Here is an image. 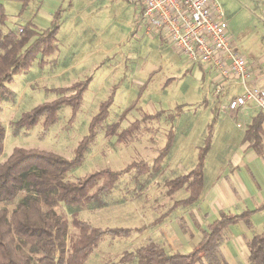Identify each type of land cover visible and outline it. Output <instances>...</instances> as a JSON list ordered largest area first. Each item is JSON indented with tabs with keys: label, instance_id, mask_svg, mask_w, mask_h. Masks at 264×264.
Masks as SVG:
<instances>
[{
	"label": "rangeland",
	"instance_id": "374dc122",
	"mask_svg": "<svg viewBox=\"0 0 264 264\" xmlns=\"http://www.w3.org/2000/svg\"><path fill=\"white\" fill-rule=\"evenodd\" d=\"M217 2L226 14L235 51L248 62L262 57L264 8L259 0ZM20 6L15 2L8 5V13L12 16L8 27L12 29H18L20 25L23 29L34 18L32 10H25L24 14H20L22 9ZM68 6L65 3L58 9L59 22H64ZM124 6L129 11L133 9L128 2H125ZM99 15H102L101 18ZM97 16L95 21L100 22L95 25V21L88 18L87 25L85 24L83 28L84 33L80 35L83 41L79 42L80 49L86 58L83 67L74 71L68 69L71 57L67 56L69 51H65L64 48L76 36L73 38L74 34L64 33L63 28L62 33L57 36L58 50L54 55L44 59L39 56L28 71L15 77L9 86L15 96L3 103L0 113V119L6 127L4 152L0 161L5 160L15 147L52 151L65 159H71L78 141L88 134L92 118L97 114L101 103L111 95L115 86L118 88L109 116L104 124L96 129L95 142L85 156L84 163L68 174V180L75 182L92 171L106 168L119 171L139 162L152 165L159 149L164 147L167 135L173 130L175 145L160 175L146 174L136 178V171L132 170L121 177L110 194L105 195L103 208L77 209L79 218L95 227L129 228L133 231L127 237L105 235L86 262L120 264L119 260L124 252L135 251L148 242V231L139 230L149 227L153 232L157 231L156 220L172 210L176 200L186 197L184 189L178 191L173 198L169 197L166 194V181L186 174L194 167L198 148L203 143L208 124L216 120L212 149L206 159V184L211 183L216 174L222 172L227 160H234L236 152L233 149L241 143L246 126L234 121L239 116V110L229 112L224 108L234 93L232 88H228L223 91L225 93L222 92L215 98L216 73L199 66L192 70L188 69L187 57L179 54L168 44L161 45L159 41L152 42L147 39L140 41V44L134 39V34L121 40L128 31L125 29L128 16L111 18V23L108 18H104L106 10ZM115 45H117L115 53L95 70L96 65L105 58L104 55L94 52L95 49L113 48ZM130 51L135 54L129 56L127 53ZM92 53L94 55L87 57ZM124 53L127 56H123ZM88 77L92 80L75 114L71 106L65 105L59 109L57 121L47 130L38 125L31 130L16 131L11 126V122L17 120L22 113L44 102H53L74 93L54 89L71 87ZM134 77L145 80L146 88L142 90L143 92L131 87V79ZM155 113H161L157 120L140 121L145 114ZM136 122H140L139 129L125 143H117L116 135H106L105 130L108 126L119 123L121 131ZM236 124L238 125L235 126ZM25 195L26 192L21 191L13 201L0 202V209L8 210L10 215ZM75 210L63 204L56 208L69 223V235L77 232L71 225V215ZM186 211V208L174 210L179 216ZM182 221L183 219H180V222ZM261 231L258 228L254 234ZM17 244L21 254H32L30 245L20 240Z\"/></svg>",
	"mask_w": 264,
	"mask_h": 264
},
{
	"label": "trees",
	"instance_id": "16d2710c",
	"mask_svg": "<svg viewBox=\"0 0 264 264\" xmlns=\"http://www.w3.org/2000/svg\"><path fill=\"white\" fill-rule=\"evenodd\" d=\"M30 1L22 0L20 14L25 12ZM9 21L6 8L0 2V113L3 103L15 96L9 87L15 77L28 71L39 56L44 59L58 50L59 12L54 15L51 26L47 29H39L30 22L20 33V28L8 27ZM91 80L92 78L88 77L71 87L54 89L74 93L53 102H44L22 113L17 120L11 122V126L16 131L31 130L38 125L47 130L57 121L58 111L65 105L71 106L75 114ZM117 88L115 86L111 95L101 103L90 122L88 134L78 141L71 159H65L52 151L15 147L5 160L0 161V202L13 201L21 191L26 192L10 215L8 210L0 209V264H86L105 235L127 237L133 232L129 228L95 227L80 219L78 210L103 208L105 195L110 194L121 177L132 170L136 171V178L146 174L160 175L175 145L173 130H170L164 147L159 149L152 165L139 162L119 171L110 168L95 170L75 182L67 179L69 173L84 163L85 156L95 142L96 129L101 127L109 116ZM160 115L161 113L145 114L140 121H154ZM136 123L121 131L120 124L115 123L106 128V135H116L117 143H125L139 129L140 122ZM215 123L216 120H213L207 126V133L198 148L194 167L188 173L166 181V194L169 197L173 198L182 189L187 193L185 198L174 202L172 210L195 205L204 192L206 159L212 149ZM263 123L264 115L261 110L252 118L245 131L244 142H250L256 149L261 144ZM5 137L6 127L0 119V158L4 152ZM60 204L71 210L76 209L71 215V225L76 233L69 235L68 221L56 211ZM262 209L264 203L257 210L238 214L221 212L220 216L202 231L201 240L188 253L171 252L160 243L149 239L135 251L124 252L119 263L228 264L221 253V246L227 236L226 231L242 221L250 227L252 215ZM165 216L166 214L158 218L157 223L165 219ZM18 240L30 245L32 254H21ZM247 248V264H264V233L254 234L248 241Z\"/></svg>",
	"mask_w": 264,
	"mask_h": 264
},
{
	"label": "crops",
	"instance_id": "0c3cea01",
	"mask_svg": "<svg viewBox=\"0 0 264 264\" xmlns=\"http://www.w3.org/2000/svg\"><path fill=\"white\" fill-rule=\"evenodd\" d=\"M124 1L126 3L128 2L129 6H133L131 11L124 6ZM0 2L5 6L7 13L10 3L15 2L19 6L21 5V8L23 5L22 0H0ZM65 3L69 6L66 15H64V22H59L58 24L59 31L57 36L62 33L63 28L64 33L74 34L72 36L73 38L76 36V38L72 39L64 48L65 51H69L67 56L71 57L70 65H68V69L70 70L74 71L86 64V58L82 53V49H80L79 42L82 41V36L80 35L84 33L83 28L85 24L87 25L86 22L88 18H90L91 21H95L98 17L97 15L104 10H106V16L104 18H108L110 23L111 18L117 19L120 16H128L125 26V29L128 31L122 36L121 40H124L130 34H134V39L137 40L138 43L147 39L152 42L159 41L161 45H169L168 41L163 36L148 37L150 39L145 37V35L148 36V34H146L145 28L141 23L143 7L141 5L132 4L128 0H31L26 10H32V15L34 12V18L29 22L33 23L39 29L49 28L54 15ZM8 15L9 19H11L12 16L9 13ZM20 16L21 15H19V17ZM101 16L102 15H99L100 18ZM99 22L100 21H95L94 24L97 25ZM21 27L20 25L19 28ZM116 47L117 45L113 48L105 47L95 49L94 52H98L97 54L105 56V58L101 59L99 65H96L95 70H97V66L100 67L103 61L111 54L115 53ZM127 54L133 56L135 53L130 51ZM127 54L124 53V55H122L127 56ZM92 55H94V53L87 55V57H91ZM249 65L252 68V76L248 82L249 86H259L264 91V53L262 57L255 59L253 62H249ZM195 67L187 66V68L191 70ZM199 67L204 68L202 66ZM206 70L214 72L211 67H208ZM145 84V80L139 77L131 79V87L137 89V91L144 90L146 88ZM228 88H232L234 93L227 100L226 106H224L225 109L229 101L242 92V88L235 82H230L224 91ZM260 111L261 109L253 104L239 109V116H237L234 121L235 123L238 122L239 125L246 126V128L241 136V143L237 144L233 149V151L236 152L234 160H227L224 163L226 165L222 172H219V174L217 173L213 181L206 184L199 201L195 205L186 208L187 211L183 212L184 214L179 216L174 210H169V214H167V212L164 217L165 219L159 221L157 231L153 232L149 227L142 230L143 232L148 231V239L160 243L171 252L188 253L193 250L201 240L202 231L206 229L209 223L217 219L221 212L231 213L234 211L233 214H238L247 210H257L263 205L264 123L262 124L263 131L260 134L261 144L259 148L256 149L250 142H244L247 126L251 123L252 118ZM262 112L264 115V111ZM237 119L239 121H237ZM180 219H183V221L180 222ZM251 223L252 225L248 227L247 224L242 221L231 226L229 230L226 231L227 236L221 246V253L228 264H247L249 257V250L247 248L248 241L253 237L254 232H257L258 228L262 230L260 233H264V209L252 215Z\"/></svg>",
	"mask_w": 264,
	"mask_h": 264
},
{
	"label": "built area",
	"instance_id": "2783aa9c",
	"mask_svg": "<svg viewBox=\"0 0 264 264\" xmlns=\"http://www.w3.org/2000/svg\"><path fill=\"white\" fill-rule=\"evenodd\" d=\"M128 1L143 7L141 23L148 36H163L173 49L187 57L190 67L214 70L215 97L230 82L242 88L226 110L233 112L253 104L264 111V91L259 86H249L252 68L235 51L226 14L217 0ZM259 2L264 8V0Z\"/></svg>",
	"mask_w": 264,
	"mask_h": 264
}]
</instances>
